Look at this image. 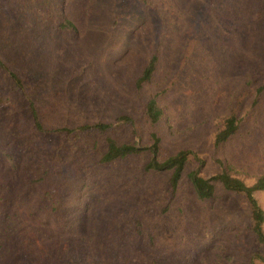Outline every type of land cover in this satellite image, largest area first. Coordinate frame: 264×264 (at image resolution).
Returning a JSON list of instances; mask_svg holds the SVG:
<instances>
[{
    "label": "rangeland",
    "instance_id": "obj_1",
    "mask_svg": "<svg viewBox=\"0 0 264 264\" xmlns=\"http://www.w3.org/2000/svg\"><path fill=\"white\" fill-rule=\"evenodd\" d=\"M0 0V264H245L255 244L247 201L215 183L200 200L187 174L144 170L182 149L200 175L264 170V0ZM70 21L74 29L62 28ZM156 68L137 90L151 56ZM154 98L158 124L145 116ZM114 123L101 134L39 131ZM233 109L238 129L214 137ZM157 152L97 160L105 138ZM78 175L54 205L37 180ZM264 210V191L254 193ZM264 227V225H263ZM254 264H264L253 260Z\"/></svg>",
    "mask_w": 264,
    "mask_h": 264
},
{
    "label": "trees",
    "instance_id": "obj_2",
    "mask_svg": "<svg viewBox=\"0 0 264 264\" xmlns=\"http://www.w3.org/2000/svg\"><path fill=\"white\" fill-rule=\"evenodd\" d=\"M64 0L57 1V8L62 12V4ZM60 27L74 29V25L66 20L60 23ZM0 65L9 75L12 81V88L20 95H24V83L21 76L13 69L5 66L2 62ZM156 68V56L152 55L146 66L143 68L141 74L135 80V88L139 90L144 83H147L154 70ZM5 104V101L0 97V105ZM28 111L31 120L35 128L39 131H56L65 133V136L70 135L75 130H79L82 134H101L111 130L114 123H127L131 121L128 115H119L113 121L110 122H96V123H84L79 125L75 129L67 127H44L39 117L35 103L31 99H27ZM145 116L150 124L155 125L161 120L162 110L158 107L154 98L149 99L145 105ZM238 117L237 112L233 111L227 115L224 120L223 126L217 131L214 137V145L219 146L226 142L231 136L235 134L238 129ZM158 138H155L153 143L149 147H139L136 144L130 143H118L111 137L105 138V150L98 158V163H109L115 160L125 159L131 155H137L144 149L150 150L154 155L157 152ZM195 159L198 162V167L193 168L187 174L189 181L191 182L198 199L203 200L213 196L215 190V183L219 182L224 189L233 191L236 194L242 196L248 203L250 209V229L253 232L255 248L253 250L252 260L245 264H254L253 260H259L264 263V210L260 207L258 200L256 199L255 192L264 191V170L256 176L252 183H247L244 179L234 176L227 171L222 170L220 173H216L210 178H204L200 175L199 167L203 164V159L197 156L196 153L189 149L179 150L177 153L168 156L163 160H157L153 156L145 165L144 170L155 171H170L169 185L171 190H175L185 167L188 163ZM46 171H42V174L37 180H40L47 188L46 192L52 199V203L55 205L57 195H62L60 188L56 187L64 182V185L70 181H74L75 178L80 177L78 175H64V177H55L52 182L47 183Z\"/></svg>",
    "mask_w": 264,
    "mask_h": 264
}]
</instances>
